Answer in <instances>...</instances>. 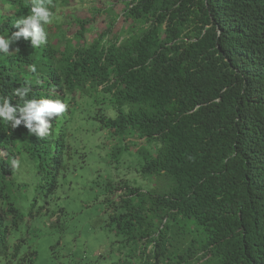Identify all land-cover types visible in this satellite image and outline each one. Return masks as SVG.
Here are the masks:
<instances>
[{
    "label": "trees",
    "instance_id": "obj_1",
    "mask_svg": "<svg viewBox=\"0 0 264 264\" xmlns=\"http://www.w3.org/2000/svg\"><path fill=\"white\" fill-rule=\"evenodd\" d=\"M30 4L0 0V35L18 30ZM50 8L46 44L21 38L0 53V96L21 104L13 91L27 85L28 99L68 105L44 139L0 122V264H36L21 230L34 216L65 231L58 174L67 138L88 120L118 142L138 141L148 190L116 189L114 249L57 264H264V0Z\"/></svg>",
    "mask_w": 264,
    "mask_h": 264
},
{
    "label": "rangeland",
    "instance_id": "obj_2",
    "mask_svg": "<svg viewBox=\"0 0 264 264\" xmlns=\"http://www.w3.org/2000/svg\"><path fill=\"white\" fill-rule=\"evenodd\" d=\"M83 124L67 138L71 145L64 157L68 169L58 174L56 205L67 212L65 231L54 227L50 216L42 213L22 226L27 243L36 251V264H57L70 259L83 262L106 255L119 240L110 222L116 211L112 204L117 199L116 189L128 186L148 190L144 185L148 177L138 171V141L128 137L118 142L95 121ZM115 147L120 151L114 157ZM37 211L34 208L32 213Z\"/></svg>",
    "mask_w": 264,
    "mask_h": 264
},
{
    "label": "clouds",
    "instance_id": "obj_3",
    "mask_svg": "<svg viewBox=\"0 0 264 264\" xmlns=\"http://www.w3.org/2000/svg\"><path fill=\"white\" fill-rule=\"evenodd\" d=\"M52 0H31L30 12L15 20L13 26L18 30L11 35H0V53H9L10 45L21 38L29 40L31 46L39 48L47 42V32L44 25L52 23L53 13L50 5ZM30 70L35 73L36 65H30ZM31 88L27 85L14 89L13 96L18 97L21 104H13L6 96H0V122L7 123L12 129L21 124L34 134L38 139L50 135L52 122L60 118L68 109V105L60 99L41 97L28 99ZM10 166L17 169L20 161L12 158Z\"/></svg>",
    "mask_w": 264,
    "mask_h": 264
}]
</instances>
